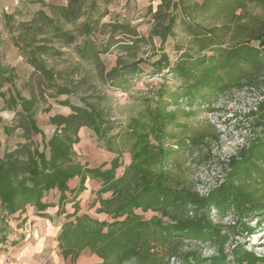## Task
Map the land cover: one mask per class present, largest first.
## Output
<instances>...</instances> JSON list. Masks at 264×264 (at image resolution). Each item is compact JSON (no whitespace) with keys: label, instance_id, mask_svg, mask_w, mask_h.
Segmentation results:
<instances>
[{"label":"trees","instance_id":"1","mask_svg":"<svg viewBox=\"0 0 264 264\" xmlns=\"http://www.w3.org/2000/svg\"><path fill=\"white\" fill-rule=\"evenodd\" d=\"M84 4L67 0L65 5H50L48 12L36 11L15 29L6 23L14 47L33 73L24 97L17 90L14 69L0 64V100L13 112L12 123L23 139L0 158V244L9 240L8 219L17 221L32 211L39 218L51 220L52 213L62 218L57 246L70 264L84 251L96 257L97 264H169L171 259L181 264H264V256L240 244L228 245L237 231L252 232L247 220L264 218V0H159L155 10L147 9L152 20L147 37L106 14L104 28L123 36L102 50L89 38L99 18L90 15L75 27L84 16ZM177 37V56L171 60L164 44ZM155 38L159 48L154 60L137 58L142 46L153 45ZM72 46L75 60L63 58L60 69L50 65L63 55V48ZM111 46L116 63L105 71L100 53ZM146 63L149 68L140 66ZM134 75H159L162 82L139 100L135 112L117 122L111 99L95 81L119 87ZM171 79L179 82L174 89L167 86ZM78 89L80 105H73L69 97L77 96ZM244 90L263 96L248 115L255 140L231 157L220 184L199 195L180 178L175 159L202 146L208 133L177 134L172 129H184L179 120L194 108L211 112L218 99ZM46 95L70 110L49 116V135L36 119L39 111H50L42 106ZM14 128L0 116L3 134ZM81 128H88L114 155L110 162L89 167L78 161L75 146ZM38 135L40 142L33 140ZM123 154L129 156L126 165ZM93 181L99 183L96 212L108 220L79 213L78 198ZM53 193L55 198L48 200ZM212 211L218 219L232 216L233 224L225 230L211 218ZM148 212L152 215L145 218ZM185 243L193 247L184 249ZM202 245H212L215 256L203 257Z\"/></svg>","mask_w":264,"mask_h":264},{"label":"rangeland","instance_id":"2","mask_svg":"<svg viewBox=\"0 0 264 264\" xmlns=\"http://www.w3.org/2000/svg\"><path fill=\"white\" fill-rule=\"evenodd\" d=\"M84 16L77 22L75 27L80 26L88 16L95 19L99 18L98 27L89 36L95 42L97 47L102 50L107 42L122 38L120 31H112L104 28L103 24H108L105 18L106 14H111L114 18H119L120 22H128L137 34L147 37L152 25L151 16L147 12L149 6L155 10L159 4V0H84ZM191 3H200L202 0H189ZM67 0H0V64L4 67H12L16 76L17 90L22 96L28 97L26 84L31 78L33 69L26 60L21 56L20 51L14 47L12 42V34L6 26L10 21V26L15 29L18 24L27 21L38 10L49 11L50 5H65ZM178 39L169 38L164 44V51L169 55L171 60L177 56L174 51L175 41ZM153 45H143L137 58L149 57V62L154 60L153 53L159 48V40L154 39ZM74 46L71 48H63V55L56 57L50 62V65L56 66L57 69L65 66L62 59L71 57L75 60L76 54ZM117 52L114 46L104 52L101 51L100 59L103 63L105 71H109L115 66ZM70 61V60H69ZM147 69L146 64L140 65ZM162 82L159 75L151 77L132 76L120 82V86L112 85L110 81L102 83L96 79V88L111 99V105L114 109L113 115L117 122H123L127 116L138 109V103L141 98L148 95ZM179 85L177 80L171 79L167 86L174 89ZM263 93V91H262ZM82 92L78 89L77 96L71 95L70 102L73 105H80L78 96ZM65 96L58 97L59 100L65 99ZM263 96L257 91H235L227 97L218 99L212 106L213 111H208L206 107L194 108L188 117H181L180 122L185 126L184 129L175 127L172 132L180 134L208 133V137L202 146L198 148H189L176 156V171L183 182L197 192L199 195H205L210 189L220 184L228 170V163L231 157H235L237 152L248 146L255 140L256 134L253 133L248 126L251 118L248 116L251 111L256 110V105ZM46 103L42 106H49L50 111L45 113L39 111L36 119L38 126L45 135H49L53 131V127L49 124V116L53 114L66 115L70 112L69 108L62 107L57 104V100L46 95ZM0 116L5 124L14 128L12 123L13 112L5 110L0 100ZM78 136L80 142L75 146L77 159L82 164L89 167L99 166L104 162H110L114 157L113 154L107 152L101 143L96 141L95 136L88 128H81ZM40 136H33V140L40 142ZM18 142H23L21 131L14 128L8 136L0 131V158L6 150H11ZM123 164L129 162L128 154L122 156ZM180 166V167H179ZM122 170L120 168L117 174ZM92 188L91 193L89 190ZM99 183L93 181L87 184V191L82 193L79 198V213H86L98 220H108L104 214L96 212L99 204L97 202L96 191ZM56 195H49L48 200H53ZM108 195H104L106 197ZM67 211H71L70 204L65 206ZM29 210V209H28ZM152 213L144 214L145 218H150ZM211 218L216 223H220L226 230L228 225L233 224L232 216L224 219H218L214 212H211ZM264 218L254 216L247 220L246 224L252 230L247 232L237 231L229 237L228 245H242L246 250L253 252L257 256H264ZM57 220L49 224L35 220L29 222L28 235L32 242L50 243V239L54 234V227ZM8 223L12 227H16L17 221L14 217L8 219ZM257 232V233H255ZM52 242V241H51ZM193 247V244L185 243L183 248ZM203 257L209 258L215 256V249L212 245L199 246ZM82 264H96L99 260L91 256L87 251L82 254ZM169 264H181L179 261L171 259Z\"/></svg>","mask_w":264,"mask_h":264},{"label":"crops","instance_id":"3","mask_svg":"<svg viewBox=\"0 0 264 264\" xmlns=\"http://www.w3.org/2000/svg\"><path fill=\"white\" fill-rule=\"evenodd\" d=\"M51 216V220L39 218L32 211H27L26 214L21 215L20 219L17 220V226L11 229L8 242L0 244V264H70L68 259L64 260L61 256L56 240L63 220L53 213ZM23 218L24 221H22ZM35 220L49 224L58 221L57 225L54 224L55 231L52 237L49 238L50 243L30 241L28 226L29 222ZM74 264H82L81 255Z\"/></svg>","mask_w":264,"mask_h":264},{"label":"built area","instance_id":"4","mask_svg":"<svg viewBox=\"0 0 264 264\" xmlns=\"http://www.w3.org/2000/svg\"><path fill=\"white\" fill-rule=\"evenodd\" d=\"M106 19H108V16H106Z\"/></svg>","mask_w":264,"mask_h":264}]
</instances>
